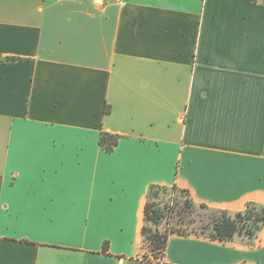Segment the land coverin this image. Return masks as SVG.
Segmentation results:
<instances>
[{"label":"crops","instance_id":"crops-1","mask_svg":"<svg viewBox=\"0 0 264 264\" xmlns=\"http://www.w3.org/2000/svg\"><path fill=\"white\" fill-rule=\"evenodd\" d=\"M150 186L264 206V3L0 0V264H264V225L145 259Z\"/></svg>","mask_w":264,"mask_h":264},{"label":"trees","instance_id":"trees-1","mask_svg":"<svg viewBox=\"0 0 264 264\" xmlns=\"http://www.w3.org/2000/svg\"><path fill=\"white\" fill-rule=\"evenodd\" d=\"M117 141L118 137L102 135L99 146L105 152H111ZM172 191H178L189 199L174 206L175 204L166 198ZM162 195L165 198L164 202L157 203V199ZM172 215L176 219L169 223ZM164 220H168L169 230L160 231L158 227ZM263 225L262 205L248 203L240 212L212 209L203 204H197L196 207L185 190L175 186L171 188L150 186L146 195L144 226L141 233L146 251L153 260H158L164 254L169 233L194 235L221 242L239 241L252 246Z\"/></svg>","mask_w":264,"mask_h":264},{"label":"rangeland","instance_id":"rangeland-1","mask_svg":"<svg viewBox=\"0 0 264 264\" xmlns=\"http://www.w3.org/2000/svg\"><path fill=\"white\" fill-rule=\"evenodd\" d=\"M162 197V198H161ZM166 198L167 199H169L170 201H172L175 205L174 206H176V204H181V203H184L185 202V200H188L189 198L186 196V195H182V194H180L178 191H172L171 192V194H169V195H167L166 196ZM164 200H165V198H164V196L162 195V196H160L158 199H157V203L158 202H164ZM195 206L197 207V204H195ZM176 219V217L174 216V215H172V217H171V220L170 221H168V220H164L163 222H161V224L159 225V227H158V229L160 230V231H164V229H167V230H169V228L167 227V221L169 222V223H173L174 222V220ZM149 227V226H148ZM146 256H145V259L147 258V259H152V257L148 254V252L146 251Z\"/></svg>","mask_w":264,"mask_h":264},{"label":"built area","instance_id":"built-area-1","mask_svg":"<svg viewBox=\"0 0 264 264\" xmlns=\"http://www.w3.org/2000/svg\"><path fill=\"white\" fill-rule=\"evenodd\" d=\"M259 1H261L262 3H264V0H259Z\"/></svg>","mask_w":264,"mask_h":264}]
</instances>
